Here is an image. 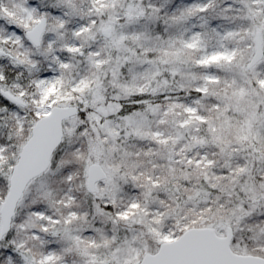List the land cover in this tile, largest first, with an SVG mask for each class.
<instances>
[{"label":"snow or ice","instance_id":"obj_1","mask_svg":"<svg viewBox=\"0 0 264 264\" xmlns=\"http://www.w3.org/2000/svg\"><path fill=\"white\" fill-rule=\"evenodd\" d=\"M0 264H264V0H0Z\"/></svg>","mask_w":264,"mask_h":264}]
</instances>
